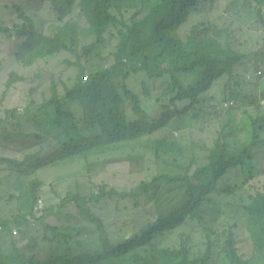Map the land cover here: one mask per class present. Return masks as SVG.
Returning a JSON list of instances; mask_svg holds the SVG:
<instances>
[{
	"label": "trees",
	"instance_id": "1",
	"mask_svg": "<svg viewBox=\"0 0 264 264\" xmlns=\"http://www.w3.org/2000/svg\"><path fill=\"white\" fill-rule=\"evenodd\" d=\"M207 1H9L15 18L10 21L11 26L0 28V34L18 42L11 62L27 73L46 59L67 53L74 59L65 62L76 69L78 75L73 85L53 79L45 91L44 103L36 106L37 103L33 102L23 113L25 130L30 133L26 150L51 143L50 150L41 155L34 152L35 148L19 159L17 152L23 150L18 138L27 134L12 132L4 135L5 143L15 147L7 158L0 159V187L10 178L7 190H16L24 178H30L23 198L29 199L31 205L26 209L22 207V199L17 198L19 207L11 222L0 220V226L9 231L10 223L27 227L21 236H11L14 239L13 252L2 255L0 264H209L215 255L213 234L221 218L218 212L224 200L237 195V189H240V186L233 185V174L238 181L242 180L249 195V203L243 208L250 215L249 232L259 255L254 256L252 262L245 261L231 246L234 243H229L224 251L226 255L218 264H264V167L257 160L256 146L234 144L230 138L209 142L194 138L186 143L176 138L175 132L169 128L170 122L176 118L199 122V114L205 111L202 110L203 103L210 101L205 97L200 102L203 93L222 78L233 80L237 74L238 79V67L249 56L225 43L232 32L226 23L211 27L203 18L193 25L187 36L182 34L185 27L205 10ZM238 1H231L228 7ZM243 1L252 3L255 9V3L260 6L256 10L264 23V0ZM42 5L44 8L39 9ZM4 7L9 9L6 2ZM77 11L79 17L74 15ZM107 54L112 57L109 59ZM139 73L152 80L171 78L161 94L156 95L159 103L168 100L162 103L165 112L161 118L152 116L144 107L142 96L130 87L132 74ZM199 73L204 82L198 88H190L180 79L181 75ZM26 81V75L12 72L6 89L9 91L14 85ZM144 87L147 97L153 98L150 87ZM236 95L239 99L248 98L244 91ZM6 96L7 92L1 100ZM77 108L83 113L82 119ZM7 115L17 126L15 123L20 121V113L14 109L7 111ZM4 123L0 121V125ZM15 128L21 129L22 126L19 124ZM242 137L240 135L238 139ZM114 155L118 156V161L114 160ZM115 163L129 167L108 169L115 178L121 176L130 180L136 164L144 168L147 165V179L151 176L154 180H144L137 186L105 181L91 188V183L86 180L95 183L94 169ZM165 167L178 175L172 177ZM81 168L88 172L83 178L79 177ZM58 169L70 172L68 192L62 194L56 189L55 196L60 201L53 206L46 205L38 212L39 189L43 186L41 176ZM4 173L8 174L5 179L2 178ZM163 183L187 185L178 209L171 211V201L168 205H161L162 198L157 196L156 190ZM153 196L157 197L158 213ZM108 199H118V208L122 202L136 203L140 210L145 208L148 215L142 226L135 220L126 225L134 229L125 230L120 237L114 235L118 243L105 218L94 208V204H102ZM71 206L76 212L71 213L64 223L60 210ZM54 218L62 227L56 237L46 238L49 241L46 247L51 246V250L59 247L56 255L46 257V261L37 257L33 249L28 250L27 255L25 250L34 237L28 228L32 221L36 226L56 233L58 229L51 224ZM187 223L192 227L198 225L200 233L194 229L191 234L186 231L176 233L174 237L177 239L170 244L173 234ZM92 228L98 230L94 241L88 237L89 232L95 233L96 229ZM195 236L200 247H206L197 256L194 255L198 246L194 242ZM200 236L206 238V243H201ZM35 246L38 248L37 243Z\"/></svg>",
	"mask_w": 264,
	"mask_h": 264
},
{
	"label": "rangeland",
	"instance_id": "2",
	"mask_svg": "<svg viewBox=\"0 0 264 264\" xmlns=\"http://www.w3.org/2000/svg\"><path fill=\"white\" fill-rule=\"evenodd\" d=\"M0 0V28L11 26L10 21L15 18L13 12H11L12 3L15 0ZM235 0H208L205 3V10H202L198 16L185 27L182 34L187 36L190 33V30L193 29V25H196L201 22L203 18H206L204 22L206 24H211V27L214 25H222L223 23L228 24L232 28L230 36L226 39L225 43L228 46H231L234 50L249 55L248 58L238 67L239 77H236L233 80L229 78H222L214 83V85L208 88L205 93H203V98L201 97L200 102H203L205 97L210 100L207 104L203 103L205 106L202 110H205L203 114H199V122L190 121L186 118H176L169 124V128L176 134V138L190 143L194 138L200 140H206L207 142L211 140H219L223 138H230L234 144H251V146H256L257 148V160L262 163L264 167V106L262 101H264V78H258L256 83H251L247 80L248 72H259L264 70V23L261 21L260 16L258 15L257 10L260 9V6L257 3H253L256 9L253 7L252 3L239 0L238 3L233 5V7H228V3ZM8 5L9 9L4 7V3ZM44 8L42 5L39 9ZM45 6V10H46ZM80 11V10H79ZM79 11L75 12L74 15L79 17ZM205 13L203 16L200 14ZM16 18H18L16 16ZM201 19V20H200ZM50 21V18L48 19ZM51 22V21H50ZM182 35V36H183ZM18 47V42L9 39L4 34H0V113L5 109L6 98L1 100L4 93L7 91L6 86L8 84V78L10 75L11 69H17L23 75H26L27 81L25 83H18L10 88L11 97L7 101V106H11L9 110L23 109L24 113L27 112L28 106L33 102L37 103L36 106L45 101V91H47L48 86L53 79L58 82L65 81L68 84H74L75 79L78 75L76 69L69 67L67 62L68 59H74L70 54L62 53L59 56L46 59L42 61L39 65L31 68L28 72L24 73L23 70H20L18 66L11 62V56ZM107 57L110 59L111 54H107ZM19 72V74H20ZM251 75V73H249ZM182 82H185L186 85L190 88H198L202 86L204 82L203 76L199 73L194 76L181 75ZM72 80V81H71ZM171 78H164L159 80H152L144 73L132 74L130 78V87L138 92L144 99V107L147 111L154 117L161 118L164 114V106L162 103L167 102L165 99L162 103L158 102L156 95H160L162 90L168 86ZM145 85L150 87L153 98H148L145 92ZM34 90V93L31 94V90ZM8 91V92H9ZM241 91L245 92V95L248 98L236 99L235 94H240ZM253 95L254 100L260 101L259 104H255V101L250 99V96ZM19 99V106L17 102ZM232 99L238 102V108L236 109V104L230 111L226 113H216V109L219 105H225L226 103L232 101ZM79 114L80 119L83 118V113L79 108L76 109ZM20 121L16 122L15 125H22V120L24 115L19 116ZM5 118V117H4ZM207 118V119H206ZM206 119V121H205ZM12 120H8L6 125L0 127V142H4V135L15 132L17 126H14ZM32 131V130H31ZM27 135L19 139V145L22 147L23 151H18L19 159L28 155V152H32L35 148L33 147L30 150H26V147L30 144V139ZM195 134V136H194ZM242 135L243 137L238 139V136ZM254 135L256 137L254 139ZM51 143H46L39 149H36L34 152H39L43 155L47 150H50ZM10 154V153H9ZM8 154V155H9ZM13 157H18L14 155ZM115 161H118L119 158L117 155H114ZM30 166H32L30 164ZM133 174L131 175L130 180L126 178L115 176L108 171L110 170H119L122 168L129 169L126 165L122 163L115 164H106L105 166L94 169L95 183L93 181L87 182L91 183L90 187L93 188L94 184L96 186L103 184L105 181H115L118 185H123L128 182L131 185L137 186L141 185L144 180L152 182L154 177L146 176L147 165L144 168L143 165H133ZM166 168V167H165ZM4 169V167H3ZM168 174H172V177L178 175L177 172L171 171L166 168ZM87 169L81 168L79 177L83 178L86 174ZM145 172V173H144ZM41 173V172H40ZM70 172L68 170L58 169L52 173H45L41 176V181H43V186L40 187L41 191V200L45 202V206H53L58 203L60 200L55 196L58 191L62 194H67L68 185H70V177H68ZM88 174V172H87ZM235 176L233 185L240 186V189H237V195L234 194L224 200L219 214L221 216L220 222L214 228L215 233L213 234V241L216 245L214 260L209 264H218L221 258H223L224 251L228 244L232 241L240 240L243 237L249 235L248 226H249V216L247 211L243 208L246 204L249 203V195L247 194L245 188H243L242 180L238 181ZM63 176V178H60ZM89 176V175H88ZM17 178V177H16ZM14 178V179H16ZM30 178H24V182L20 183L16 190L8 191L6 181L0 187V209L2 210V216L11 217L14 215L15 210L18 211V199L21 200L22 207L26 209L30 208L31 201L29 199L23 198L24 192L27 188V185L30 182ZM84 181V182H86ZM56 189L58 191H56ZM187 189L186 184L173 185L163 183L157 186V196H160L161 205L169 204L170 201L173 203L172 210L178 209L180 204L179 202L183 201V195ZM14 195V197H11ZM14 198V199H13ZM156 199L155 211L158 213V202L157 197L153 196ZM39 201V202H40ZM144 202L146 200H143ZM118 199H108L102 204H94L95 211L105 218L109 230L111 231L113 238L116 243L118 241L114 235L120 237V233H125V230L130 231L134 227L126 226L128 223L137 221V223L142 226L145 221L148 219L147 211L145 208L140 210L136 203H127L122 202L118 208ZM46 206V207H47ZM48 206V207H49ZM7 211V212H5ZM76 212L75 208L72 206L64 210L61 208L59 215L61 216L64 223L69 219L71 213ZM62 222V221H61ZM217 222H215L216 224ZM51 224L56 227L58 230L55 233L53 230H49L45 227L37 226L36 228H31V234H34L32 240H30L31 245L25 250V253L29 255V251L33 249L37 257H40L42 261H46V257H51L56 255V251L59 249L54 248L51 250V246L46 247L49 241L46 238L51 240L52 238L58 235L59 229L62 227V224L58 219H51ZM94 230L95 233L89 232V240L94 241L95 235L98 232L97 228ZM196 230V233H200L198 225L192 227L190 223H187L185 226L179 228L174 234L173 237L169 239L171 244L177 238L174 235L177 233L182 234L184 231L189 234L192 231ZM7 232V231H5ZM30 234V235H31ZM28 236V238L30 237ZM234 235V236H233ZM175 238V239H174ZM201 243H206V238L200 236ZM194 242L198 244L194 255L202 254L206 247H200V242L198 237H194ZM38 244L36 248L35 244ZM191 246L193 243L190 244ZM175 247L180 248L176 244ZM13 243L10 245L6 244V241L0 240V257L2 255H10L13 250ZM249 250V249H247ZM37 251V252H36ZM94 251V250H93ZM244 257L248 261H252L254 258Z\"/></svg>",
	"mask_w": 264,
	"mask_h": 264
},
{
	"label": "clouds",
	"instance_id": "3",
	"mask_svg": "<svg viewBox=\"0 0 264 264\" xmlns=\"http://www.w3.org/2000/svg\"><path fill=\"white\" fill-rule=\"evenodd\" d=\"M249 73H251V75H249ZM228 78V77H227ZM258 78H264V70H261L259 72H248V75H247V80L251 83H256L257 82V79ZM238 94V93H236ZM234 95L236 99H239V96L237 95ZM239 95V94H238ZM252 100L253 99V95H252ZM255 101V104H259L260 101L258 100H254ZM236 104V109L238 108V102L234 99H232V101L226 103L225 105H219L218 108L216 109V113H226L227 111H230L231 108H233ZM262 105L264 106V101H262ZM207 119V118H206ZM205 119V121H206ZM45 202L43 200H41L39 202V205L36 206V211H42L43 209H45ZM66 210V209H64ZM248 213V212H247ZM248 216H249V219H250V215L248 213ZM251 220V219H250ZM250 224V222H249ZM2 227V230H0V232H4L6 230L5 226H1ZM36 223L35 221H32V225H30V227H28L29 229L31 228H36ZM10 235L13 236V237H19L21 236V233L23 231H26L27 227H18V226H10ZM17 230L18 231V235H14L13 234V231ZM248 232H249V226H248ZM234 236V235H233ZM231 243H234L233 245H231L239 254L240 256L243 257V259L245 261H248L246 260L244 257H252V254H254V256L256 255H259L258 252H257V246H255V243L252 239V236L249 232V235L243 237L242 239L240 240H236V241H232ZM249 249V250H247ZM224 254L226 255V253L224 252ZM249 262H252V261H249ZM252 264V263H251Z\"/></svg>",
	"mask_w": 264,
	"mask_h": 264
},
{
	"label": "crops",
	"instance_id": "4",
	"mask_svg": "<svg viewBox=\"0 0 264 264\" xmlns=\"http://www.w3.org/2000/svg\"><path fill=\"white\" fill-rule=\"evenodd\" d=\"M1 28H3V27H1ZM12 72H18V70L17 69H11L10 70V74L12 73ZM20 72V71H19ZM20 75H23L21 72H20ZM8 81H9V78H8ZM7 92V98H6V102H5V109L3 110V112H1L0 113V121H4L5 123L3 124V125H6L7 124V121H8V119L9 120H12V118L11 117H7L8 115H7V111H10L9 109L10 108H13V107H11V106H7V101H8V99L12 96L11 95V91H6ZM19 105H21V104H19V99H18V102H17V106H19ZM18 112L20 113V115L22 116L23 115V113H24V111H23V109L21 108V109H18ZM19 115V114H18ZM5 117V118H4ZM24 120H22V128L20 129V128H18V129H16V131L14 132V134H21V133H24V135H26L27 134V131L28 130H25V127H24ZM12 124H14V122L12 123ZM3 125L1 124L0 125V127H3ZM26 133V134H25ZM8 135V134H7ZM4 139V142L3 143H1L0 142V159H3V158H7V155L9 154V153H11V151L12 150H14L13 148L15 147H11V146H9L7 143H5V138H3ZM19 139H21V138H18V141H19ZM38 148V147H37ZM36 148V149H37ZM8 177V174L7 173H4V175L2 176V178L3 179H5V178H7ZM6 183H7V186H10V178H7L6 180ZM5 212H7V211H5ZM8 213V212H7ZM2 214H3V212H2V210L0 209V220H9V222H11L10 221V219H11V217H12V215H11V217H5V216H2ZM10 226H15L14 224H12V223H10L9 224V227ZM9 227H7V228H9ZM5 231H7V232H5ZM4 232H0V240L2 241V240H4V241H6V244H8V245H10L11 246V244L13 243L14 244V239H12V237H11V235H10V231L9 230H5ZM18 244L20 243V241H16ZM21 245V244H20Z\"/></svg>",
	"mask_w": 264,
	"mask_h": 264
},
{
	"label": "built area",
	"instance_id": "5",
	"mask_svg": "<svg viewBox=\"0 0 264 264\" xmlns=\"http://www.w3.org/2000/svg\"><path fill=\"white\" fill-rule=\"evenodd\" d=\"M0 230H2V227H1V226H0ZM13 234L16 236V235H18L19 233H18L17 230H15V231H13Z\"/></svg>",
	"mask_w": 264,
	"mask_h": 264
}]
</instances>
